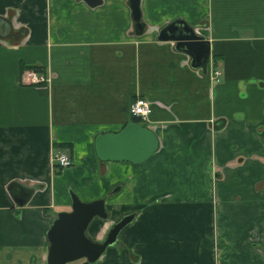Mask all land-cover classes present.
<instances>
[{"label":"crops","instance_id":"obj_1","mask_svg":"<svg viewBox=\"0 0 264 264\" xmlns=\"http://www.w3.org/2000/svg\"><path fill=\"white\" fill-rule=\"evenodd\" d=\"M99 3L0 0V264H47L69 191L104 200L93 242L135 215L94 264H264V0H140L142 31L129 0ZM176 20L210 43L198 69L158 40ZM29 69L48 83L21 81ZM137 98L146 122L129 114ZM129 122L156 152L100 161L95 137ZM57 148L72 161L60 172Z\"/></svg>","mask_w":264,"mask_h":264},{"label":"water","instance_id":"obj_2","mask_svg":"<svg viewBox=\"0 0 264 264\" xmlns=\"http://www.w3.org/2000/svg\"><path fill=\"white\" fill-rule=\"evenodd\" d=\"M85 1L90 6L100 4V0ZM139 2L129 0V6L136 30L142 31ZM1 28L10 30L8 25ZM158 40L174 42L177 51L191 58L193 69L203 66L210 57V43L182 20L173 21L161 29ZM158 145L154 132L135 122L127 123L118 133L97 135L94 140L96 157L103 162L140 164L156 152ZM69 195L70 211L58 213L47 232V264H69L82 259L84 262L81 264H94L108 247L118 244L119 233L132 222L135 215H126L114 224L103 242H93L86 236V230L93 218H107L104 200L83 203L72 191H69Z\"/></svg>","mask_w":264,"mask_h":264},{"label":"built area","instance_id":"obj_3","mask_svg":"<svg viewBox=\"0 0 264 264\" xmlns=\"http://www.w3.org/2000/svg\"><path fill=\"white\" fill-rule=\"evenodd\" d=\"M210 74L213 84H218L221 77V72L218 69L210 68ZM21 81L28 85H43L47 84L48 80L41 73L29 69L23 72ZM129 114L131 118L137 119L141 122H146L151 114L150 103L145 99L137 98L129 107ZM52 161L54 167L60 172L72 165L71 158L67 149L57 148L52 154Z\"/></svg>","mask_w":264,"mask_h":264},{"label":"flooded vegetation","instance_id":"obj_4","mask_svg":"<svg viewBox=\"0 0 264 264\" xmlns=\"http://www.w3.org/2000/svg\"><path fill=\"white\" fill-rule=\"evenodd\" d=\"M109 232V231H108ZM105 238H106V236H105ZM105 238L103 239V241L105 240ZM103 241H101V242H103ZM84 262V260L82 259V260H79V261H75V262H73V263H69V264H81V263H83Z\"/></svg>","mask_w":264,"mask_h":264},{"label":"trees","instance_id":"obj_5","mask_svg":"<svg viewBox=\"0 0 264 264\" xmlns=\"http://www.w3.org/2000/svg\"><path fill=\"white\" fill-rule=\"evenodd\" d=\"M132 121L138 122V120H137V119H132Z\"/></svg>","mask_w":264,"mask_h":264}]
</instances>
